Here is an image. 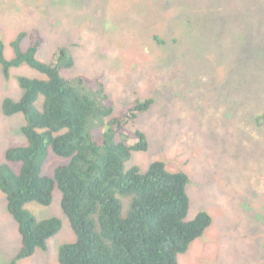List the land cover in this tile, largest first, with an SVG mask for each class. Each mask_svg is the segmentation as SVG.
<instances>
[{"label": "rangeland", "instance_id": "rangeland-1", "mask_svg": "<svg viewBox=\"0 0 264 264\" xmlns=\"http://www.w3.org/2000/svg\"><path fill=\"white\" fill-rule=\"evenodd\" d=\"M147 1L141 8L148 14L139 20L135 4L143 0H118L116 4L109 0H53L49 8L52 14L43 16L31 8L39 15L34 17L26 7V0H0V43L5 45L6 57L12 58L11 42L18 34L39 30L44 40L38 58L49 62L61 48L72 51L73 67L62 72L63 76L70 80L88 77L97 84L102 82L115 105V114L133 100L132 91L136 86L145 89L148 97L157 101L150 115L138 120L139 125L146 124L145 120L152 122L149 149L135 153L131 163L145 170L150 163L163 160L170 171L186 172L190 178V219L204 209L210 211L214 220L204 237L179 256V264H264V236L259 237L264 232V212L256 207L254 211L261 213L258 214L260 221L254 220L251 224L249 217L256 214L252 206L243 207L254 201L260 205L264 203V125L260 127L257 120L251 118L260 108L264 111V0ZM251 8L255 9L254 16L249 18L253 19L251 29H242L239 27L241 21L243 17L248 19ZM219 11L223 12V19L234 25L228 42L242 41L251 34L247 45L257 51L244 62V83L238 75L239 67L235 69L231 59L227 62H223V57L221 61L219 57L215 59L209 53L210 44L204 50L205 56L211 58L212 70L209 73L202 66L200 70L215 80L219 76L222 86L235 90L236 96H231L236 102L230 96L225 101L222 96L220 101L210 100L215 96L209 90L186 87L183 78L175 79L173 69L182 65V53L190 56L189 53L199 51L193 37H198L202 45L207 42L206 38L222 31L221 27L217 28ZM180 12H188L190 22L187 25L180 22L178 27ZM184 14L179 17L181 21ZM132 23L135 24L129 30ZM151 36L159 37L173 50L175 62L169 67L160 62L166 57L164 47L158 41L151 43ZM220 39L222 37L215 41ZM258 39L261 43H252ZM22 44L26 47L28 40ZM248 51L246 46L232 54ZM21 74L42 77L27 67L12 71V76ZM20 91L17 77L7 82L0 67V162L8 148L28 144L21 133L23 117H8L2 113L3 101L6 98L19 100ZM211 105L213 107L208 108ZM245 137L254 142H246ZM219 139L220 146L223 144L231 155L243 148L252 149L253 153L245 163L231 156L220 159L221 149H215ZM68 160L51 151L43 173L53 176L56 168ZM232 171L235 174L230 178ZM55 187L51 207H33L42 217L58 216L62 221L60 234L49 241L48 252L39 251L34 257L16 264H60L49 251L57 252L60 244L74 241V233L61 209V192ZM250 191L254 193L250 195ZM255 194L260 200L252 198ZM6 201V196L0 194L1 264H11L12 255L22 248L18 225L8 214Z\"/></svg>", "mask_w": 264, "mask_h": 264}, {"label": "trees", "instance_id": "trees-1", "mask_svg": "<svg viewBox=\"0 0 264 264\" xmlns=\"http://www.w3.org/2000/svg\"><path fill=\"white\" fill-rule=\"evenodd\" d=\"M26 1L31 16L38 15L33 10L43 16L52 14L49 8L53 0ZM109 1L119 3L118 0ZM147 2L135 4L137 19L142 20L148 14L141 8ZM183 13L181 21L179 17ZM254 13L255 9L251 8L248 19L243 17L239 27L250 30L253 19L249 18ZM222 14L219 11L217 26L222 31L206 38L207 42L202 45L198 43V37H193L199 51L189 53L190 56L182 53V65L173 68L175 79L180 76L186 87L209 90L215 96L210 97L214 102L220 101L221 96L224 101L228 96H236V91L222 86L219 76L215 80L200 70V66L209 73L212 70L211 58L204 54L206 46L210 44L208 50L215 59L219 57L221 61L223 57V62L231 59V65L235 69L239 67L238 75L244 83V62L252 52H257L248 47L252 45H247L251 34L242 41L228 42L234 25L223 19ZM177 21L178 27L180 22L189 24L188 12H180ZM134 24L129 25V30ZM220 37L222 39L215 41ZM25 40H28L26 47L22 44ZM43 40L39 30L21 32L11 42L12 58L6 57L5 45L0 43L2 75L9 83L17 77L22 90L19 100L6 98L3 101L2 113L8 117H23L21 133L28 139L25 146L8 148L0 162V194L6 196L8 214L23 237L22 248L11 264L32 258L39 251L48 252L49 241L60 234L61 219L58 216L42 217L33 207H51L55 186L61 192V209L75 236L73 242L60 244L57 252L49 251L60 264H179V256L186 254L193 242L204 237L214 220L210 211L204 209L190 219V178L186 172L170 171L163 160L148 163L145 170L131 163L135 153L149 149L152 122L145 120L146 124L139 125L138 120L150 115L156 99L148 97L145 89L136 86L132 91L133 100L115 114V105L102 82L97 84L88 77L70 80L63 76L62 72L73 67L72 51L61 48L49 62L38 58ZM153 41L164 47L166 57L160 62L169 67L175 62L173 50L157 36H151V43ZM252 43H261V39ZM246 46L248 52L232 54ZM25 66L45 78H29L24 74L12 76L14 69ZM184 92L187 93L186 89ZM232 101L236 102L233 97ZM262 112L263 109L257 110L251 118L263 119ZM220 140L215 145V149H221L220 159L231 156L233 160L239 158L245 163L253 153L252 149L243 148L231 155L223 144L220 146ZM245 141L254 142L246 137ZM51 151L69 159L56 168L53 177L43 173ZM233 174L234 171L229 172L230 178ZM252 193L250 191V195ZM252 198L258 200L260 197L255 194ZM251 204L245 203L243 207L252 206L256 214L249 217L252 224L254 220L260 221L258 214H261L254 209L262 208L261 212H264V203L262 206L255 201ZM253 231L256 230L253 228ZM263 236L264 232L259 235Z\"/></svg>", "mask_w": 264, "mask_h": 264}, {"label": "clouds", "instance_id": "clouds-1", "mask_svg": "<svg viewBox=\"0 0 264 264\" xmlns=\"http://www.w3.org/2000/svg\"><path fill=\"white\" fill-rule=\"evenodd\" d=\"M25 67H27V66H25ZM27 68H29V67H27ZM29 69H31V68H29ZM33 70V69H32ZM34 71H36V70H34ZM37 73H39L38 71H36ZM40 75H42L41 73H39ZM30 78V77H29ZM45 78V76L44 75H42V77H40V78H37V79H44ZM17 82H18V80H17ZM18 85H19V82H18ZM19 88H20V85H19ZM21 90V89H20ZM20 93H22V90L20 91ZM17 100V99H16ZM260 109H262V108H260ZM259 109V110H260ZM262 113H264V112H262ZM254 120H257V122H258V124L260 125V127L261 126H263L264 125V118L263 119H260V118H255ZM24 126V125H23ZM20 147H22V146H20ZM54 176V175H53ZM52 176V177H53ZM18 234H19V242L22 244V241H23V237H22V235L20 234V232H19V230H18ZM48 245V244H47ZM18 252H20V250L19 251H17L16 253H15V255L16 254H18ZM15 255H12V256H15ZM1 264V263H0Z\"/></svg>", "mask_w": 264, "mask_h": 264}]
</instances>
